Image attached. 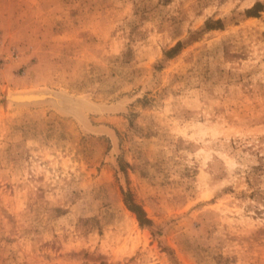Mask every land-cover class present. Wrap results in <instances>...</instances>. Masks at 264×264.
I'll use <instances>...</instances> for the list:
<instances>
[{"label":"rangeland","instance_id":"rangeland-1","mask_svg":"<svg viewBox=\"0 0 264 264\" xmlns=\"http://www.w3.org/2000/svg\"><path fill=\"white\" fill-rule=\"evenodd\" d=\"M0 264H264V0H0Z\"/></svg>","mask_w":264,"mask_h":264},{"label":"water","instance_id":"water-1","mask_svg":"<svg viewBox=\"0 0 264 264\" xmlns=\"http://www.w3.org/2000/svg\"><path fill=\"white\" fill-rule=\"evenodd\" d=\"M63 96L53 92L39 91L30 93H18L11 95L9 101L15 105L29 106L39 104L45 101H61Z\"/></svg>","mask_w":264,"mask_h":264},{"label":"trees","instance_id":"trees-1","mask_svg":"<svg viewBox=\"0 0 264 264\" xmlns=\"http://www.w3.org/2000/svg\"><path fill=\"white\" fill-rule=\"evenodd\" d=\"M261 7H263V5L259 3L254 7V10L261 8ZM248 14H251V13L248 12ZM254 15L255 14H251V16H254ZM127 203H128L127 206L129 208V210L132 211L136 215V217H137V219L141 225L144 226V225H150L151 224V220L147 217L146 212L144 211V209L141 206L137 205V203L133 202V200L132 201L128 200Z\"/></svg>","mask_w":264,"mask_h":264}]
</instances>
